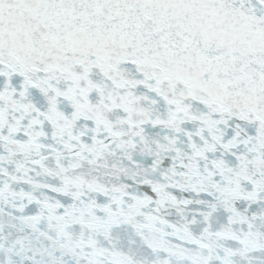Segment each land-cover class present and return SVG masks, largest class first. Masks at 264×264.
Listing matches in <instances>:
<instances>
[{
  "label": "snow or ice",
  "instance_id": "1",
  "mask_svg": "<svg viewBox=\"0 0 264 264\" xmlns=\"http://www.w3.org/2000/svg\"><path fill=\"white\" fill-rule=\"evenodd\" d=\"M0 264H264V0H0Z\"/></svg>",
  "mask_w": 264,
  "mask_h": 264
}]
</instances>
